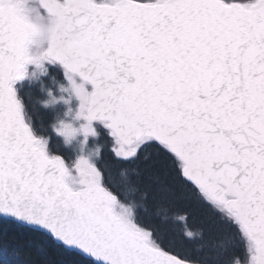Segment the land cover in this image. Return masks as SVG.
Masks as SVG:
<instances>
[{"label":"snow or ice","instance_id":"6c2138e0","mask_svg":"<svg viewBox=\"0 0 264 264\" xmlns=\"http://www.w3.org/2000/svg\"><path fill=\"white\" fill-rule=\"evenodd\" d=\"M46 62L102 152L34 135L14 85ZM0 264H264V0H0Z\"/></svg>","mask_w":264,"mask_h":264},{"label":"clouds","instance_id":"9594fccd","mask_svg":"<svg viewBox=\"0 0 264 264\" xmlns=\"http://www.w3.org/2000/svg\"><path fill=\"white\" fill-rule=\"evenodd\" d=\"M26 22L30 24L32 31L24 44L23 51L25 57L32 60L45 56L46 52L48 51V49L45 48V44L47 43L50 45V42L53 39L55 26L53 24H46L40 19ZM46 74L41 72V70L35 66V70L32 73H28L27 78L39 79V77H42ZM64 77L67 81V85L57 84L56 86L57 91L60 93L59 95H55L51 88L45 89L42 85V90L45 92L47 98L41 100L40 104L44 108H54L60 103H63L67 106L64 113L65 118L54 119L50 126L58 136L63 138V142L66 147H71L73 142L77 141V138L82 136L83 139L79 141L80 155H78L76 159H79L81 156L89 158L93 151L102 152L103 144H96L93 149L88 150L87 154H85L88 137L91 135L86 137L84 134L83 127L86 124V120L84 119L83 115H81L83 104L80 100H78L73 85L75 84L78 87L84 86L85 91H87V86L84 85L82 80H77L76 77H73L70 80L69 75L65 72ZM73 97H75V99L79 102L75 112H73L71 107V101ZM68 117H70V119H67ZM92 137H98V133L96 136ZM68 178L69 180L73 179L70 173Z\"/></svg>","mask_w":264,"mask_h":264},{"label":"trees","instance_id":"16d2710c","mask_svg":"<svg viewBox=\"0 0 264 264\" xmlns=\"http://www.w3.org/2000/svg\"><path fill=\"white\" fill-rule=\"evenodd\" d=\"M29 69V68H28ZM48 69V76L47 77H41V81L45 79L49 80V76H61L60 70L58 68L54 67H47ZM27 79V78H26ZM30 81H23L20 84L15 85V89L17 91L18 98L21 100L22 104L24 105L25 109V117L26 122H30V127L33 130L34 135H36L38 138H44L48 141V151L51 155H58L65 159L66 162L73 161L74 154H71V150L69 147H65V144L63 143V139L60 138L52 129L50 126L53 121L48 122V124L44 122L42 123V126L36 127L34 125V116L32 115L31 108L36 109V104L40 103L41 100H44L45 97H42L41 100H29L28 96L31 94L32 88H34L35 84L38 82H33V80L29 79ZM40 82V81H39ZM30 91L27 95L26 92ZM36 124V122H35ZM97 133L98 137H92L88 138V148L93 149V146L96 144H105L107 141V130L103 127L102 124H96L93 126ZM69 148V150L67 149ZM107 152V149L105 148V153Z\"/></svg>","mask_w":264,"mask_h":264},{"label":"rangeland","instance_id":"374dc122","mask_svg":"<svg viewBox=\"0 0 264 264\" xmlns=\"http://www.w3.org/2000/svg\"><path fill=\"white\" fill-rule=\"evenodd\" d=\"M44 66L47 68V65H44ZM28 68H29L28 73H32L35 70L34 65H29ZM47 74H48V72H47ZM47 74L42 76V77H47L48 76ZM29 79L30 78H27L25 81H30ZM31 80H33V82H38V83H36L34 88H32L31 94L28 96L29 100H31V99L32 100H37V99L41 100L42 97H45V99L47 98L45 92L42 90V85L45 89L51 88L55 95L60 94L56 88L57 84L67 85L66 79L65 78L63 79V77H61V76H58V77L57 76H49V80H46V81H45V79L41 81V77H39V79H31ZM29 92L30 91H27L26 95ZM78 103H79L78 100H76L75 97H73L72 101H71V107L73 109V112H75L76 108L78 107ZM35 107H36V109L31 108V112H32V115L35 117L34 120H35L36 124L34 122V125L36 127L42 126V123L44 124V122H45V124L46 123L48 124V122L54 121V119H56V118H65L64 113H65L66 108H67V106L64 105L63 103L57 104L54 108H44L41 106L40 103H37ZM67 119H70V117H68ZM60 138H62V137H60ZM88 138H90V136ZM82 139H83L82 136L78 137L77 141H74L73 145L71 147H69L71 150V154L72 155L74 154L73 160H75L76 157L78 155H80L79 141ZM87 145H88V141H87ZM69 148H67V149L69 150ZM93 148H94V146H93ZM88 150H90V149L87 146V148L85 150V154H87Z\"/></svg>","mask_w":264,"mask_h":264},{"label":"water","instance_id":"95a60500","mask_svg":"<svg viewBox=\"0 0 264 264\" xmlns=\"http://www.w3.org/2000/svg\"><path fill=\"white\" fill-rule=\"evenodd\" d=\"M57 65H59V64L57 63ZM59 66L63 69V67H62L61 65H59ZM63 70H64V69H63ZM18 82H21V81H18ZM18 82H16V83H18ZM94 123H100V122H98V121H94L93 124H94Z\"/></svg>","mask_w":264,"mask_h":264}]
</instances>
